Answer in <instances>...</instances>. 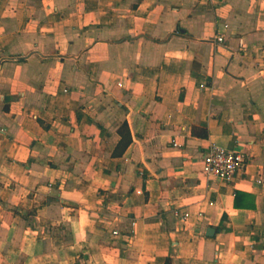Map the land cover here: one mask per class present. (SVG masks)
I'll return each mask as SVG.
<instances>
[{
    "label": "crops",
    "instance_id": "0c3cea01",
    "mask_svg": "<svg viewBox=\"0 0 264 264\" xmlns=\"http://www.w3.org/2000/svg\"><path fill=\"white\" fill-rule=\"evenodd\" d=\"M169 256L264 264V0H0V264Z\"/></svg>",
    "mask_w": 264,
    "mask_h": 264
},
{
    "label": "built area",
    "instance_id": "2783aa9c",
    "mask_svg": "<svg viewBox=\"0 0 264 264\" xmlns=\"http://www.w3.org/2000/svg\"><path fill=\"white\" fill-rule=\"evenodd\" d=\"M210 3H220L226 0H205ZM218 41H223L222 35L217 36ZM249 161L247 153L241 149L225 147L212 143L204 154L203 172L209 178H218L224 182H233L239 172L244 170ZM188 215L182 216L187 219ZM117 233V231H115Z\"/></svg>",
    "mask_w": 264,
    "mask_h": 264
},
{
    "label": "trees",
    "instance_id": "16d2710c",
    "mask_svg": "<svg viewBox=\"0 0 264 264\" xmlns=\"http://www.w3.org/2000/svg\"><path fill=\"white\" fill-rule=\"evenodd\" d=\"M122 131H123V133H126L129 136V138L126 142V146H127L132 140L131 132H130L128 123H126V122L123 123ZM193 133H195L199 136H202V137H207L208 136V129L206 127H203V126L194 125L193 126ZM164 264H173V258L171 256L167 257Z\"/></svg>",
    "mask_w": 264,
    "mask_h": 264
},
{
    "label": "water",
    "instance_id": "95a60500",
    "mask_svg": "<svg viewBox=\"0 0 264 264\" xmlns=\"http://www.w3.org/2000/svg\"><path fill=\"white\" fill-rule=\"evenodd\" d=\"M210 231H212V233H215V229H214L213 227H209V229H208V233H209V234H211Z\"/></svg>",
    "mask_w": 264,
    "mask_h": 264
}]
</instances>
